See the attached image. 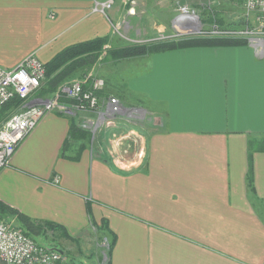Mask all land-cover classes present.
<instances>
[{
	"label": "crops",
	"instance_id": "0c3cea01",
	"mask_svg": "<svg viewBox=\"0 0 264 264\" xmlns=\"http://www.w3.org/2000/svg\"><path fill=\"white\" fill-rule=\"evenodd\" d=\"M94 1L0 0V66L30 53L46 64L69 45L140 32L130 4L116 0L103 14ZM124 60L120 88L135 96L127 121H145L142 131L115 139L113 121L74 103L50 111L0 171V200L62 225V240L85 244L105 232V243L115 233L110 264H264V48L192 46ZM105 89L106 108L115 94ZM74 125L89 138L71 135ZM129 137L139 158L124 162L115 153L130 149Z\"/></svg>",
	"mask_w": 264,
	"mask_h": 264
},
{
	"label": "rangeland",
	"instance_id": "374dc122",
	"mask_svg": "<svg viewBox=\"0 0 264 264\" xmlns=\"http://www.w3.org/2000/svg\"><path fill=\"white\" fill-rule=\"evenodd\" d=\"M145 1H144L145 4L142 7L141 5L136 4L134 6L135 9H133L136 16L138 15L137 19L139 21L140 32L138 34L131 32V34L134 36L128 33L127 34L122 33L120 35L121 37L119 36V38L114 36L111 44H108L109 43L108 41V43H106L103 46L102 50L100 49L101 50L100 56L95 61H91L90 63H86V64L84 63L85 66L84 65H83L84 67L82 66L83 69L86 68V71H88L86 79H81L80 76L76 74L78 71H76L74 72L73 77L68 80L69 82L81 80L84 82V85L86 86L89 85L95 78H101L105 81V86L102 89H105L107 87L105 79L108 77L106 74V70L108 69L110 70L111 72L110 77L116 81V85L118 87H111V86L107 87L105 89L106 90L105 92H108L109 94L114 93L115 96H110V97L118 98L125 111L122 114H117L113 116L108 115L105 110L106 109L105 101L100 102L101 106L99 108V111L105 112L104 113L105 121L107 122L113 121V124H111V126H113L112 128L114 129L112 132L116 134L115 139H118L119 136H121V132L128 133V131H132V130L136 131L135 134H133V137H136L135 135L137 134V132L140 133L142 131L140 130V128L147 125L145 121H141V120L127 121V118L131 116L133 112L131 111L132 112L131 113L130 111L129 112L127 111L128 107L127 105H125V103H127V100L129 101L134 99L135 96L131 93V97L129 98L127 96L128 95L127 91L120 88L122 81L121 69L125 61L124 59L148 56L151 53H154V52H150L136 56H124L123 54H121L123 47L136 43L162 44L166 42L191 39L193 37H197V38L206 37L209 39H213V37L209 35H213V36L222 35L217 32H221V33L228 32L231 35L232 32L246 30L247 28L252 27V25L254 24V18L252 15L247 14V11L243 5L242 0H145ZM128 9L130 11L131 6L128 7ZM188 17L191 19H189ZM178 18L180 19L179 21L181 22H177ZM132 20H133L132 18L127 19V23L129 25L130 24L132 25ZM132 30H135L133 26H132ZM217 38H228V37H217ZM230 39L238 40L237 38H230ZM248 46L255 49V47L250 44H248ZM128 61L129 60H126V64H125L126 67L128 66ZM49 79H51V76L45 74L43 83H46V81ZM110 84L112 85V81ZM123 92L126 93L125 96L127 98L124 97ZM46 95L48 97H44V99L57 98V96H54L53 94H51L50 96L49 94ZM57 100L59 101V99ZM58 103L60 104L61 107L66 106L67 107L66 110L73 109L72 107L65 105L62 99H60ZM57 110H61V109L57 108ZM16 111L17 109L14 110L12 108L2 112V114L0 115H3V118L0 121V126L4 123V121L8 119V117L12 113ZM88 112L90 111H84V112L79 111L78 113H83L84 116H88L90 114ZM95 117L96 116H94V119ZM97 119H100L99 114H97ZM104 129L106 128L103 127V132ZM134 139L135 138L129 137V141L131 142L130 144L132 143L133 144L131 145L128 151L124 153H120V151L117 154L115 153V155H117V157H119L124 162H132L134 161L133 158L136 157L139 158L138 155L139 142L135 141ZM94 143H96V140H94ZM9 218L10 219H8V221L11 222L12 224L22 226L20 221H18L17 219L15 218L12 219L11 217ZM98 235L101 236L99 237L100 240L98 239L95 233H92L90 238L88 236L89 239L86 242L87 244L86 243L82 244L81 241H76L75 243L70 240L53 238L52 235L50 234L49 235L38 234L37 236L34 235V238H36V240L38 241L49 244V246L52 248L57 246L60 249H62V251L66 256V260L62 259L57 264H65L71 261H75L77 263H83V264H106L108 260L107 246L108 243L111 241L112 237L110 234H107L106 236L108 237V239L106 240L105 243H103V241H105V239L103 238L105 232L104 233L99 232ZM95 244H96L95 249H89L91 246L95 247ZM83 247L85 248L83 249ZM97 257H99V259Z\"/></svg>",
	"mask_w": 264,
	"mask_h": 264
},
{
	"label": "built area",
	"instance_id": "2783aa9c",
	"mask_svg": "<svg viewBox=\"0 0 264 264\" xmlns=\"http://www.w3.org/2000/svg\"><path fill=\"white\" fill-rule=\"evenodd\" d=\"M242 1L247 14L254 18L252 27L232 32L231 35L228 32H217L222 35L209 36L246 39L250 45L260 50L264 44V0ZM115 2L116 0H95L92 12L106 14ZM123 2L130 4V13H134L138 0ZM45 74V64L36 53L27 55L16 67L0 66V109L15 97L23 100L21 107L0 126V171L9 165L17 147L46 113L57 108L69 111L66 106L61 107L58 103L60 94L74 101L73 108L76 111H91L105 120V112L99 111V91L105 86L103 79L95 78L89 88H85L81 80L68 82L60 89L56 99H44L35 94L42 86ZM107 104L108 115L122 114L125 111L116 97H109ZM54 181L58 184L60 178L56 177ZM60 250L35 240L18 225L0 219V264H57L62 259L66 260L64 252Z\"/></svg>",
	"mask_w": 264,
	"mask_h": 264
},
{
	"label": "trees",
	"instance_id": "16d2710c",
	"mask_svg": "<svg viewBox=\"0 0 264 264\" xmlns=\"http://www.w3.org/2000/svg\"><path fill=\"white\" fill-rule=\"evenodd\" d=\"M109 39L106 37H96L90 40L82 41L69 45L58 52L50 61L45 65L46 74L51 76V79L47 80L46 83H43L42 86L37 90L35 96L39 97H48L46 94H53L56 96L63 85L68 83L69 79L73 77L74 72L78 71L76 74L80 76L81 79H86L87 72L84 63H90L95 61L99 56L103 46L108 43ZM248 41L245 39H230V38H217L209 39L206 37H193L191 39L172 41L166 43H153V44H131L123 47L121 54L124 56H136L142 55L150 52H159L165 50L186 48L192 46H229V45H248ZM101 49V50H100ZM86 61V62H85ZM84 65V66H83ZM83 66V67H82ZM82 67V68H81ZM89 67V66H88ZM92 83V82H91ZM89 85H84L85 88H88ZM51 93V94H50ZM52 98V97H51ZM62 99L63 103L68 106L74 103L73 100L66 97L64 94H60L59 101ZM23 104V100L20 98H13L2 106L0 109V114L8 109L18 110ZM3 118V115H0V121ZM76 127L74 125L73 133L71 135L80 136L83 139L89 138V134L85 129ZM252 180V175L250 176ZM9 217H13L20 221L25 232L34 238V235L46 234L48 235L52 232V237L61 238L68 237L65 228L55 222L44 220V219H33L26 214L22 213L18 209L6 204L0 200V219L8 220ZM111 234V241L107 246V256L108 260L106 264H110V257L112 247L114 245L116 235L115 233ZM36 240V238H34ZM72 241H74L72 239ZM65 264H83L77 263L75 261L67 262Z\"/></svg>",
	"mask_w": 264,
	"mask_h": 264
},
{
	"label": "bare ground",
	"instance_id": "6f19581e",
	"mask_svg": "<svg viewBox=\"0 0 264 264\" xmlns=\"http://www.w3.org/2000/svg\"><path fill=\"white\" fill-rule=\"evenodd\" d=\"M189 18V17H188ZM189 19H191V18H189ZM180 19L178 18V20H177V22H181V21H179ZM180 24V23H179ZM198 30V29H197Z\"/></svg>",
	"mask_w": 264,
	"mask_h": 264
},
{
	"label": "water",
	"instance_id": "95a60500",
	"mask_svg": "<svg viewBox=\"0 0 264 264\" xmlns=\"http://www.w3.org/2000/svg\"><path fill=\"white\" fill-rule=\"evenodd\" d=\"M263 42H264V40H263ZM263 48H264V44H263ZM58 249V248H57ZM60 250V249H59ZM60 251H62V250H60Z\"/></svg>",
	"mask_w": 264,
	"mask_h": 264
}]
</instances>
